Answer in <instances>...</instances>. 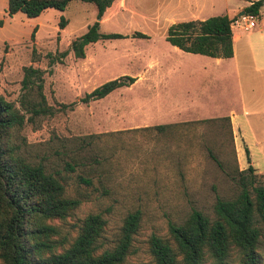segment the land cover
<instances>
[{"label":"rangeland","instance_id":"374dc122","mask_svg":"<svg viewBox=\"0 0 264 264\" xmlns=\"http://www.w3.org/2000/svg\"><path fill=\"white\" fill-rule=\"evenodd\" d=\"M134 3L138 12L148 13L155 6L154 0ZM5 6L6 0H0V95L18 107L22 67L47 70L46 54L56 56V52L67 49L69 42L94 21L95 9L91 3L73 0L63 11L46 9L28 18L19 12L7 16ZM60 16L66 20L61 29L57 27ZM152 23L148 17L123 9L105 15L101 32L148 31L150 35L148 39L98 40L84 47L82 58L68 51L61 63L50 66V74L43 75L42 92L53 107L52 114L24 124L9 136V144L16 146V153L25 161L41 162L49 172L60 170L65 178L64 195L79 200L64 219L52 221L57 229L53 236L58 244L55 252L71 243L89 213H99L105 221L96 253L109 249L115 244L123 218L137 211L138 228L120 264H154L149 251L151 235L166 241L176 252L175 264H182L167 224L183 223L191 209L213 219L215 199L235 196L239 190L237 171L251 164L248 148L234 140L224 116L174 119L171 77L159 86L155 84L156 89H163L161 94L166 98L162 100L155 98L144 82L135 81L100 99L79 101L106 80L121 75L139 78L142 71L155 69L156 63L142 60L148 46L157 54L172 51L164 40L166 28ZM165 63L171 71L173 62H161L163 69ZM71 102L72 107H67ZM211 110L209 106L199 107L200 112ZM178 116L192 114L183 111ZM156 124L168 126L160 132L150 127ZM82 155L84 165H74L71 157ZM65 162L73 164L72 171L64 170ZM253 172V184L262 183L264 171L258 173L253 168ZM79 176L90 183H83ZM256 225L260 228L256 250L260 264H264V228L259 222ZM205 256L204 264H212L210 254ZM239 256L238 249L230 250L229 263L238 264Z\"/></svg>","mask_w":264,"mask_h":264},{"label":"trees","instance_id":"16d2710c","mask_svg":"<svg viewBox=\"0 0 264 264\" xmlns=\"http://www.w3.org/2000/svg\"><path fill=\"white\" fill-rule=\"evenodd\" d=\"M69 1L6 0L5 13L10 17L19 12L32 18L47 8L62 11ZM80 1L94 5L95 20L69 42L67 49L56 52V56L50 52L46 54L47 70L31 65L22 67L18 107L0 95V264H120L138 228L139 212L126 214L115 244L96 253L105 221L99 213H89L81 220L79 231L71 243L55 252L58 244L54 243L53 236L57 229L52 221L64 219L79 204V200L64 195L65 178L60 170L49 172L41 162L25 161L16 153V146L8 142L13 131L26 123H34L40 116L52 114L53 107L47 104L42 92L43 75L45 72L50 74V66L61 63L68 51L75 58H82L84 47L97 40L148 38L140 31L129 34L99 32L98 20L112 0ZM262 2L250 1L242 9L243 13L257 17ZM231 20L226 15H213L202 20L174 22L166 27L164 40L184 52L230 57ZM65 24V18L60 16L57 27L61 29ZM134 80L135 77L130 75L106 80L85 93L79 101L87 103L100 99L116 88L131 85ZM66 105L71 108L73 102ZM222 119L229 124L227 116ZM166 126L168 124L150 127L162 132ZM244 153L249 162L246 148ZM209 155L214 159L210 152ZM83 157H71V160L74 165L83 166ZM73 164L65 162L64 170L72 171ZM237 173L238 193L228 199H215L213 219L191 209L183 223L167 224V231L181 255L182 264H204L207 252L212 264H230L228 255L233 248L238 249L240 254L238 264H260L256 250L260 228L256 223H261L264 228V181L253 184L256 177L250 164ZM79 179L85 184L90 183L87 178L79 176ZM149 251L154 264L176 263V252L158 236H150Z\"/></svg>","mask_w":264,"mask_h":264},{"label":"crops","instance_id":"0c3cea01","mask_svg":"<svg viewBox=\"0 0 264 264\" xmlns=\"http://www.w3.org/2000/svg\"><path fill=\"white\" fill-rule=\"evenodd\" d=\"M72 1H69L65 8ZM154 1V9L147 13L138 12L134 0H112L98 20L99 26L105 15L116 13L121 9L127 13L148 17L153 21L152 25L161 24L164 28L174 22L202 20L213 15L234 18L254 0ZM258 14L255 25L251 28L230 27L232 34L230 57H210L184 52L172 45L173 49L169 54H157L151 49V45L148 46L149 49L143 54L142 60L156 63L155 69L142 71L139 78L134 76L135 80L131 85L135 81L144 82L152 95L162 100L166 98L164 93L161 94L163 89L162 92L161 89H156L155 84L159 86L163 79L171 77V100L174 108L172 111L176 115L174 119L178 118L182 121L227 116L234 140L242 141L248 148L252 164L250 165L260 173L264 171V0ZM142 33L150 35L148 31ZM161 62H173L171 71L166 63L163 69ZM163 85L161 87L164 88ZM201 106H209L213 110L200 112ZM183 111L192 116H178Z\"/></svg>","mask_w":264,"mask_h":264},{"label":"built area","instance_id":"2783aa9c","mask_svg":"<svg viewBox=\"0 0 264 264\" xmlns=\"http://www.w3.org/2000/svg\"><path fill=\"white\" fill-rule=\"evenodd\" d=\"M256 16L252 14H239L232 18L230 22V27L232 26H240L241 28L248 29L255 25Z\"/></svg>","mask_w":264,"mask_h":264},{"label":"water","instance_id":"95a60500","mask_svg":"<svg viewBox=\"0 0 264 264\" xmlns=\"http://www.w3.org/2000/svg\"><path fill=\"white\" fill-rule=\"evenodd\" d=\"M242 13H243V11H240V12H239V14H242Z\"/></svg>","mask_w":264,"mask_h":264}]
</instances>
